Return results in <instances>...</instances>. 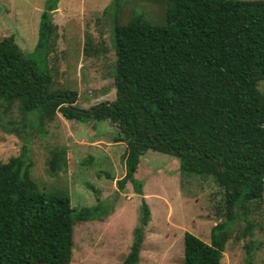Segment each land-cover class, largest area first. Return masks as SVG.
Masks as SVG:
<instances>
[{
	"label": "trees",
	"instance_id": "1",
	"mask_svg": "<svg viewBox=\"0 0 264 264\" xmlns=\"http://www.w3.org/2000/svg\"><path fill=\"white\" fill-rule=\"evenodd\" d=\"M145 1L166 4L163 24L146 22L141 13L119 24L118 0L104 10L115 14L113 101L82 110L73 105L74 91L50 89V13L58 0H45L31 52L21 53L11 37L0 39V100L18 105L21 129L31 126V117L39 122L56 113L78 124H116L112 142L126 141L117 191L128 184L142 195L134 173L148 150L176 159L180 173L210 177L223 192L222 221L210 228L208 243L183 233L182 264H220L236 221H246L242 237L252 236L255 225L246 213L262 201L264 95L256 87L264 80V1ZM26 152L22 146L0 163V264H68L73 223L100 220L107 210L98 203L76 211L67 195L41 192L30 179ZM65 167L64 151H53L47 173ZM140 211L121 264L139 263L149 222L143 200ZM261 249V241L246 242L244 264Z\"/></svg>",
	"mask_w": 264,
	"mask_h": 264
},
{
	"label": "rangeland",
	"instance_id": "2",
	"mask_svg": "<svg viewBox=\"0 0 264 264\" xmlns=\"http://www.w3.org/2000/svg\"><path fill=\"white\" fill-rule=\"evenodd\" d=\"M113 1L58 0L50 13L55 27L48 57L50 89L74 91L73 105L78 109L114 100L115 16L112 7L104 11ZM44 2L0 0V39L11 37L21 53L31 52ZM165 7L162 1L118 0L116 20L125 24L132 14L141 13L146 22L163 24ZM86 41L87 54L83 52ZM256 88L264 95V80ZM29 120L31 126L21 129L18 105L0 100V163L18 156L25 146L30 179L41 192L67 195L76 211L98 203L107 210L100 220L73 223L68 264H121L138 225L142 200L149 222L138 264H182L183 233L208 243L210 228L222 221L223 192L212 179L180 173L178 161L165 154L148 150L140 156L134 177L142 184V195L134 194L128 184L117 191L115 182L124 175L126 141L112 142L119 132L116 124H78L58 113L39 122ZM55 150L64 151L66 167L49 175L48 161ZM245 218L255 225L252 236L242 237L246 221H236L220 264H244L243 245L250 240L264 244V188L261 203H250ZM252 264H264V249L255 252Z\"/></svg>",
	"mask_w": 264,
	"mask_h": 264
}]
</instances>
